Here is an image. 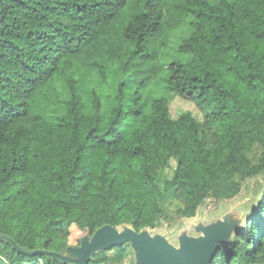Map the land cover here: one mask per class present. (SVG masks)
Returning <instances> with one entry per match:
<instances>
[{
    "label": "trees",
    "instance_id": "16d2710c",
    "mask_svg": "<svg viewBox=\"0 0 264 264\" xmlns=\"http://www.w3.org/2000/svg\"><path fill=\"white\" fill-rule=\"evenodd\" d=\"M184 27L179 57L164 62ZM116 62L126 77L109 106L102 90ZM152 81L168 94L146 111ZM174 97L194 102L202 121L173 118ZM259 177L264 0H0V236L34 252L54 251L55 232L72 225L90 235L104 224L153 230L165 203L178 200L175 213L192 218ZM257 191L211 264H264ZM127 251H98L87 264ZM0 264L64 263L0 239Z\"/></svg>",
    "mask_w": 264,
    "mask_h": 264
},
{
    "label": "water",
    "instance_id": "95a60500",
    "mask_svg": "<svg viewBox=\"0 0 264 264\" xmlns=\"http://www.w3.org/2000/svg\"><path fill=\"white\" fill-rule=\"evenodd\" d=\"M241 224V220L230 212L210 223L198 222L191 225L197 235L183 230L176 238V245L160 233L151 234L149 229L135 231L126 224L119 227L104 224L91 235L85 232L78 245L67 246L63 253L27 252L9 238L0 236V239H7L20 252L45 254L64 264H87L98 251L123 244H128L133 252V264H211L218 245L228 242Z\"/></svg>",
    "mask_w": 264,
    "mask_h": 264
},
{
    "label": "rangeland",
    "instance_id": "374dc122",
    "mask_svg": "<svg viewBox=\"0 0 264 264\" xmlns=\"http://www.w3.org/2000/svg\"><path fill=\"white\" fill-rule=\"evenodd\" d=\"M215 2L217 0H209ZM190 31L189 27H184L180 32L176 33L173 37V48L166 50L163 61L171 60L175 57H179L176 52V45L183 36H187ZM126 75L119 69V64L116 62L109 72L110 85L102 90L105 102L110 106L112 104L111 95L115 93V88L120 79L125 78ZM129 87H132L131 85ZM168 93L161 81L149 82L142 91L143 101L146 105V111L150 102L156 97L166 96ZM109 95V96H108ZM169 111L173 118H177L181 113L188 111L198 120L202 121V113L199 108L192 101L184 100L180 97H174L169 104ZM261 147L256 146L252 152L247 154L252 163H256L260 158ZM174 166V162H172ZM170 170L166 172V175L170 174ZM263 177V176H262ZM248 178L242 183L240 193L232 200H223L213 202L207 199L199 207L196 215L192 218L181 217L175 213V209L181 206L178 200L165 203L163 213L159 218L156 227L150 230L151 234L160 233L164 235L171 243L177 244V236L183 230H187L190 235H197L192 229L191 225H195L198 222L210 223L220 218L226 213H232L233 216L241 220L243 224L242 216L247 214L253 203L257 199L258 189L264 186V179ZM84 234L76 226L72 225L68 228L56 231L54 234V251H62L67 246H75L79 244V238ZM131 249V248H130ZM114 264H133V252H126L119 262Z\"/></svg>",
    "mask_w": 264,
    "mask_h": 264
}]
</instances>
